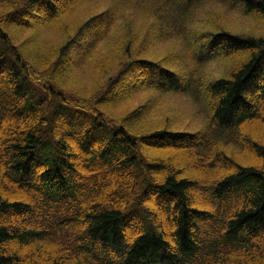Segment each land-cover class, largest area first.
I'll return each mask as SVG.
<instances>
[{
    "label": "trees",
    "instance_id": "1",
    "mask_svg": "<svg viewBox=\"0 0 264 264\" xmlns=\"http://www.w3.org/2000/svg\"><path fill=\"white\" fill-rule=\"evenodd\" d=\"M229 2L264 19V0ZM138 15L123 0H0V264H264V35L206 32L193 63L168 68L143 58ZM218 57L238 58L225 77H193ZM144 88L199 93L207 130L125 109ZM214 128L242 157L216 149Z\"/></svg>",
    "mask_w": 264,
    "mask_h": 264
},
{
    "label": "rangeland",
    "instance_id": "2",
    "mask_svg": "<svg viewBox=\"0 0 264 264\" xmlns=\"http://www.w3.org/2000/svg\"><path fill=\"white\" fill-rule=\"evenodd\" d=\"M123 2L129 3L130 10L133 8L139 12L137 18L135 16L137 24L140 23L139 19L142 16L146 18L142 22L149 26L147 41L150 43L143 47V58L159 61L168 68H172L173 62L182 65L189 61L193 63L194 48L206 32L225 31L241 36L264 35V19L254 13L244 12L229 0H201L188 12L169 8L162 11L157 4H153L149 9L143 6L140 0H123ZM159 4L165 5L163 2H159ZM40 34L45 38L43 45L54 44L60 37L59 32L55 29H44ZM237 58H215L194 72L193 77L198 79L202 77L208 81L225 77ZM130 97L125 101L127 103L125 109H131L135 105L152 108L153 118L150 121L156 126L189 132L203 131L208 128V117L199 93H158L155 89L144 88L139 89ZM148 123L150 122L148 121ZM249 127L250 125L243 124L239 131L240 136L245 135L250 130ZM213 133L214 136L217 135L216 138L220 139V141H216L220 143L216 149L226 152L229 158L232 153L239 154L240 145L236 143L235 132L214 128ZM154 153L175 161L178 160L179 164L183 166L190 161L188 154L183 151L159 150ZM239 156L242 157V154ZM190 168H194L192 164H190ZM185 172L190 173L191 171L186 169ZM196 195L198 196V193ZM65 248L69 252L67 244ZM63 257L69 263L78 261L77 256L71 252L66 254L67 258Z\"/></svg>",
    "mask_w": 264,
    "mask_h": 264
}]
</instances>
